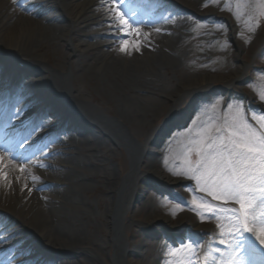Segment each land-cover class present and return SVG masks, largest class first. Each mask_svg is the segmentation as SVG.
I'll list each match as a JSON object with an SVG mask.
<instances>
[{
	"label": "rangeland",
	"instance_id": "1",
	"mask_svg": "<svg viewBox=\"0 0 264 264\" xmlns=\"http://www.w3.org/2000/svg\"><path fill=\"white\" fill-rule=\"evenodd\" d=\"M25 1L29 0H20L10 6L7 25L13 23V19L18 17L17 6ZM36 1L32 7L52 17L53 22L51 24L64 26L62 21L65 19V13L59 8L56 0ZM261 4H264V0H211L199 7L196 12L203 15L204 20L211 24L203 26L204 22L201 20L188 17L187 22L189 23L186 25L189 26L188 29L185 32L178 30L181 33L184 45L180 48H174L177 53H184L185 58L182 60L175 58L176 60L170 63L163 60L155 70H149L148 67L147 70L150 76L146 81L147 84L153 87L154 91L144 92L140 95H136L135 92H132L133 90L130 91L127 88L125 90L111 89L110 86L104 85L102 82L98 83L92 80L93 76L89 73L81 74L77 72L81 68L88 67L93 74H96L94 67H96L95 61L99 56L96 50L86 53L82 51L81 53H76L77 51L71 53V47L59 38L60 34L34 46L33 54L44 59L50 67L61 65L63 70L67 71L68 65H70V68L74 65L71 70L76 77L72 85L74 95L101 112L108 114V117L114 111H117L115 112L117 114L120 113L121 117L123 116L124 123H127L128 132L136 142L139 141L140 143L145 140L146 136H149L153 129L156 128L160 134H166L170 129L167 126L173 125V123H170L171 118L168 117V114L160 112V110L163 106L171 104L172 101L169 99V95L174 90L181 88V82H188L206 76L217 78L211 90L198 93L193 98H186L175 112L174 121L176 123L190 121L188 129L175 132L164 145L162 137H160L159 143L157 139H151L149 142L151 145L158 144L154 146V150L147 149L146 155L148 156L143 160L140 170L146 173L147 166L153 164L172 183L165 186L157 178L145 175L146 188L144 193L141 195L138 193L139 195L134 198L131 210L126 214V224L131 226L125 231V237L131 249L138 248L137 254L133 257L135 264H193L199 255L203 258L207 257L209 264H228L230 260L232 264H236L240 257H244L246 264H253L251 263L252 260L257 262L261 260V256L255 253L251 243L247 240L241 239L245 245L244 250L236 247L229 248L225 244L219 243L221 236L218 224L224 223L226 230L228 220H217L215 216H209L204 209L197 208L196 204L200 200L196 198V195L204 196L205 201L206 198H209L210 200H207V202L215 203L218 206L222 203L212 201L211 197L199 190L196 181L188 175L177 174L182 173L185 169L183 157L188 139L198 129L206 125H223L226 121L232 122L233 118L245 120L249 117L257 127H252L246 121L249 130L257 135L264 134V127H262L264 114L261 111L264 110V100L261 99V96L264 95V8L260 7ZM120 10L125 13V18L129 20L131 25L142 23L141 18L151 20L160 15V9H149L143 6L136 8V4L132 0H123ZM76 15L77 13L74 12L72 17ZM47 24H49L47 21L43 22L44 26H48ZM80 26L83 27V24ZM107 33L103 32L102 34L106 35ZM81 35L82 33H77L72 42H78ZM37 38L38 40L34 39V43H38L42 39L38 36ZM122 39L127 38L123 37ZM235 42L240 44V49L237 48ZM141 43L148 45L149 42L141 41ZM4 45L5 42L1 40L0 65L7 58L11 63L8 60L10 68L4 72L3 76L4 78L15 77L14 70L18 61L13 56L7 55L6 57ZM183 47H186V49ZM152 48L155 54L160 57L161 51ZM138 53L141 56L140 59H142L143 52L139 50ZM177 53L175 54L177 55ZM25 56V54H22V58ZM145 60V62H148L147 59ZM23 61H25V64L27 63L24 58ZM26 65L28 66V64ZM36 71L26 76L23 73L22 76L25 78L20 87L25 89L26 92L24 97L18 95L16 101L20 100L22 103L24 98L32 101L39 97L38 100L34 101V107L47 112V117L44 120L55 122V126L58 128L67 126L68 123L74 124L76 120H79L81 126L79 133L70 130L67 133L61 132L57 141H67L69 135L75 140H81L82 135H86L84 140H88L92 136L90 142L82 146L81 150L85 151L87 156L95 155L97 164L93 165L95 167L93 170H86L82 173L101 177L108 174L110 187L115 184L117 179L118 185L121 186L123 179L131 172L130 158L123 147L118 143L116 144L111 135L106 136L98 126L88 127L85 125V121L72 117V114L68 113V108L56 97L53 90L42 89L41 85L37 84L41 78L49 80L50 75L46 71ZM239 74L244 76L243 80L230 89L226 88L225 81ZM30 77H33V83L31 84L27 83V79ZM126 100L129 102L134 101L135 105H128L129 102H126ZM24 105L25 103L21 104V106ZM251 105L260 106L261 108L257 107L253 110ZM29 107L23 111L20 110V112H23L22 116L24 118L33 112V109ZM237 108L243 111L237 113ZM4 110L0 105V115ZM211 119L214 121L212 122ZM15 126L16 123L9 125L7 128L4 127L2 131L12 132L16 128ZM27 130L28 128H25L24 132H21L18 140L6 142L13 147L14 152H19L24 147L32 144V138L26 132ZM41 131L40 124L36 127L33 137L39 136ZM80 131H82L81 134ZM57 141L49 143L45 150L49 147H56ZM160 142L161 147L159 146ZM18 148L20 149L17 150ZM69 153L66 158L77 155L73 152ZM62 157L64 158L65 155H62ZM42 168L51 172L56 171L54 168ZM38 177V180L33 181L30 187L31 190L37 193L43 190L56 192L60 188L58 185L45 182L41 176ZM2 180L0 178V182ZM109 186H107V181H101L100 183L96 181L84 187L76 186L74 188L80 193L82 201L89 200L91 202L90 206L84 208L70 206L77 213L89 217L87 221L85 220V226L90 234L89 240L91 242L85 244L84 247L88 249L72 254L69 258H58V253L54 254L49 250L47 252L49 257H44L41 255V245L40 242H37L36 235L30 234L33 239H28V236H21L13 245L15 246L20 242V249H28L27 264H48L49 262L50 264H61L63 262L111 264L110 254L113 253V248L110 245L109 201L101 202L99 197L100 192ZM166 191L175 193L180 198L188 201L183 204L173 202L167 196ZM3 193L6 199L5 208L9 209V204L13 206L18 197L16 193H10L8 190H4ZM231 207H238V205L230 202L228 208ZM255 211L258 215L264 211V207L261 206L259 200ZM217 215L226 217L229 214L217 213ZM150 216L160 218L159 223L145 226L144 223H146L147 217ZM2 221L4 220L0 219V222ZM14 225L19 227L18 229L23 228L17 222ZM173 226H177V230H174ZM2 232L0 231V236ZM224 238L228 241L232 239L231 237ZM10 239L11 236L1 246L11 243L12 239ZM168 239H174L175 241L172 243ZM180 240L185 243L176 246L175 244H178ZM190 243L195 246L194 252L186 247ZM2 248L0 247V250ZM20 254L21 252L15 253L14 258ZM237 254L240 256L236 257Z\"/></svg>",
	"mask_w": 264,
	"mask_h": 264
},
{
	"label": "bare ground",
	"instance_id": "2",
	"mask_svg": "<svg viewBox=\"0 0 264 264\" xmlns=\"http://www.w3.org/2000/svg\"><path fill=\"white\" fill-rule=\"evenodd\" d=\"M17 1L20 0H0V41L5 42L4 53L6 57L7 55L13 56L21 63H25L24 58L28 66L26 64L23 68L17 66L16 72L21 77L18 83L10 82L11 77L4 78L3 76L4 72L9 70L11 63L8 58L5 59V62L0 65V92L5 90L6 96H8L11 88L13 92L19 91L21 94L23 91L19 87L20 83L24 82L23 73L26 76L31 72H37L36 70L46 71L50 75V79L41 78L37 84H40L42 89L53 90L57 98L63 99L66 107L74 109L73 112H68L72 114V117L82 118V120L94 125L93 127L95 125L101 126L103 131L111 135L116 143L126 148L131 161V172L123 179L121 186L118 185L117 179L112 187L109 186L110 178L108 174L103 177L84 175L83 171L93 170L95 168L93 165L97 164L95 155L87 156L85 151L81 150L82 146L90 142L92 136L88 138L89 141L84 140L86 135H82L81 140H75L69 135V140L57 141L61 132L67 133L70 130L79 133L81 127L79 120H76L74 124L68 123L67 126L58 128L55 126V122L44 120L47 112H41L34 107L33 113L26 118H21L19 115L18 126L12 132L6 134L0 132V178L3 179L0 182V208L8 211L11 215L9 221L0 223L1 230H4V234L0 236V247H3L0 250V264L28 263L26 259L28 249H20V242L15 246L13 245L21 236H28V239H33L32 237L36 235L35 238H38L37 242H40L41 245V255L44 257H49L47 253L49 250L54 254L58 253V258H69L72 254L88 249L84 247L85 244L91 242L89 240L90 234L85 226V220L87 221L89 217L77 213L70 206L83 208L90 206L91 202L89 200L82 201L80 193L74 188L76 186L84 187L96 181L98 183L107 181V186L110 187L100 192L99 197L101 202L109 201L110 245L113 248V253L110 254L111 264H135L133 257L137 254L138 248L131 249L125 237V231L131 226L126 224V214L131 210L134 198L144 193L146 188L145 175L157 178L165 186L172 183L153 164L147 166L146 173L140 170L143 160L148 156L146 155L147 149L154 150V145L149 142L157 136L158 130L153 129L142 143L139 141H137L138 144L135 143L134 138L128 132L127 123H124L123 116L121 117L120 113L117 114L115 113L117 111H114L108 117V114L101 112L74 95L72 85L76 77L75 73L72 74L71 71L74 65L71 68L68 65L67 71H64L61 65L50 67L44 59L33 54L34 46L60 34L59 38L71 47V53L76 51V53H81V51L86 53L91 50H96L99 53L95 61L96 67H94L96 74H93L88 67L81 68L77 72L81 74L89 73L93 76L92 80L98 83L102 82L114 90H125L127 88L130 91L133 90L132 92H135L136 95L153 92V87L147 84L146 81L150 76L147 68L155 70L163 60L170 63L176 60L175 58L180 60L185 58L184 53L179 54L174 49L184 45L181 33L178 30L185 32L188 29L189 26H186L189 23L187 22L188 17L201 20L204 22L203 26L211 24L204 20L203 15L196 12L199 7L211 0H132L135 2L136 8L143 6L149 9H160V15L156 19H141L142 23H139L140 25L132 24L131 30L126 29L123 32H117L113 26V17L110 11L113 7L112 0H56L59 8L65 13V19L62 21L64 26L51 24L53 22L52 17L32 7L37 2L36 0H29L21 2L17 6L18 17L13 19V23L7 25L10 6ZM74 12L77 15L72 17ZM44 21L49 23L48 26L43 25ZM81 24H83V27L80 26ZM155 29H160V32H156ZM103 32L108 33L105 35L102 34ZM77 33H82V35L78 42L73 43V38L77 36ZM141 33L150 35L144 36ZM37 36L42 39L38 43H34V39L38 40ZM123 37L127 38L125 41L127 42L128 54L119 51L117 47ZM141 41L149 43L146 45ZM137 44L141 45L139 50L143 52L142 59H140L141 56H139L138 51L133 50ZM235 44L240 49V44L238 42H235ZM152 47L161 51L160 57L155 54ZM183 48L186 49V47ZM22 54L26 56L22 58ZM145 59L148 62H145ZM243 77L242 74H239L226 80L225 87L230 89L240 83ZM27 80V83H33V77ZM216 81L217 78L206 76L188 82H181V88L174 90L169 95V99L172 101L171 104L163 106L160 112L168 114L170 118L174 117L183 100L193 98L201 92H208L214 87L213 84ZM3 94L0 93V100L3 98ZM38 99L39 97H36L28 104L32 106L34 101ZM126 102L129 101L126 100ZM127 104L135 105L134 101ZM12 119V113L10 116L3 117L0 120V131ZM40 123L41 134L33 137L34 130ZM27 127L29 128L26 132L30 134L32 144L24 147L19 152H14L13 147L6 142L18 140L21 132H24ZM81 133L82 131H80ZM55 141H57L56 147H49L45 150L49 143ZM69 152L77 155L66 158ZM62 155H65V157L63 158ZM25 157L28 158L23 162ZM21 165H23L25 171H21ZM42 167L54 168L56 171L43 170ZM5 173L6 179L3 178ZM33 175L41 176L45 182L58 185L60 188L56 192L43 190L37 193L30 189L34 181L32 179ZM4 190L16 193L18 197L13 206L9 204V209L5 208ZM11 220L17 222L23 228L18 229L19 227L11 224ZM159 221L160 218L150 216L147 217L144 224L149 226L159 223ZM177 228V226H173L174 230ZM30 234L33 236H30ZM10 236L11 243L1 246ZM244 238L248 240V236L245 235ZM18 252H21V254L14 258V254ZM61 264L73 263L63 262Z\"/></svg>",
	"mask_w": 264,
	"mask_h": 264
},
{
	"label": "snow or ice",
	"instance_id": "3",
	"mask_svg": "<svg viewBox=\"0 0 264 264\" xmlns=\"http://www.w3.org/2000/svg\"><path fill=\"white\" fill-rule=\"evenodd\" d=\"M122 3L123 0H112L113 7L110 9L117 32L132 29L125 13L119 10ZM260 7L264 8V4ZM155 31L160 32V29ZM126 43L121 39L117 47L119 51L128 54ZM140 46L135 45L133 50L139 51ZM261 99L264 100V95ZM242 111L237 108V113ZM183 161L185 169L177 174L188 175L195 180L199 190L211 197L212 201L223 205L230 202L238 205L228 208L204 201L196 204L197 208L204 209L209 216H215L217 220H228L226 230L224 223L218 224L221 236L219 243L244 250L245 245L239 238L250 234L264 247V211L259 215L255 211L258 200L264 207V134L257 135L250 131L246 120L242 118H233L232 122L226 121L223 125H206L188 139ZM21 171H25L23 165ZM3 178L6 179V173ZM32 179L35 181L39 177L33 175ZM217 213L229 215L222 217ZM224 237L232 239L228 241ZM186 247L194 252L193 244ZM228 264H232V261H228ZM236 264H246L244 257H240Z\"/></svg>",
	"mask_w": 264,
	"mask_h": 264
},
{
	"label": "water",
	"instance_id": "4",
	"mask_svg": "<svg viewBox=\"0 0 264 264\" xmlns=\"http://www.w3.org/2000/svg\"><path fill=\"white\" fill-rule=\"evenodd\" d=\"M165 126H167V125H165ZM167 127H168V126H167ZM171 127H172V125L169 126V128H171ZM169 132H170V131H169ZM169 132L167 131L166 134H161L160 136L163 137V138H165V137H167V135H168Z\"/></svg>",
	"mask_w": 264,
	"mask_h": 264
}]
</instances>
